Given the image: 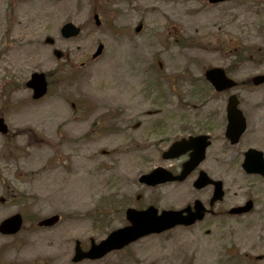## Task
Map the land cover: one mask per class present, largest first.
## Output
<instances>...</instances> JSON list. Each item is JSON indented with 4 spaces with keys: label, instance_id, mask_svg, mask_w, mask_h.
<instances>
[{
    "label": "rangeland",
    "instance_id": "rangeland-1",
    "mask_svg": "<svg viewBox=\"0 0 264 264\" xmlns=\"http://www.w3.org/2000/svg\"><path fill=\"white\" fill-rule=\"evenodd\" d=\"M65 21L81 32L63 38ZM98 44L102 52L92 57ZM208 66L227 67L243 82L264 72V0H0V115L10 129L0 135V220L16 212L24 219L17 234H0V264H264L263 181L239 166L245 147L264 151V85L233 90L248 126L230 149L222 136L227 94L202 78ZM33 71L49 81L38 100L24 85ZM167 124L174 131L220 124L204 163L212 166L218 147L219 167L210 171L225 196L217 207L248 196L254 208L206 214L73 263L74 240L86 247L90 237L103 238L124 223L126 206L179 208L208 193L191 178L138 182L169 163L158 154L168 145L160 136ZM53 214L56 224L37 226Z\"/></svg>",
    "mask_w": 264,
    "mask_h": 264
},
{
    "label": "water",
    "instance_id": "water-1",
    "mask_svg": "<svg viewBox=\"0 0 264 264\" xmlns=\"http://www.w3.org/2000/svg\"><path fill=\"white\" fill-rule=\"evenodd\" d=\"M209 1L217 2L222 0H209ZM78 31L79 29L74 27L70 23L65 24L61 29V33L65 37L76 35ZM47 41L52 42V40L49 39H47ZM100 50H101V46L98 47L96 54H98ZM206 77L213 83L214 86H216L217 89L229 87L234 84L230 79H227L224 76L223 70L219 68H213L207 70ZM255 79H258L257 81H262L264 80V75L257 76ZM26 85L33 89V98H39L46 92V81L42 73H33L31 75V78L26 83ZM236 104L237 101L235 97L233 96L230 97L229 104L227 107L228 119H229L228 124H232V129L234 128V130H236V133H239L244 128V119L241 116L240 111L236 109ZM0 131L1 132L6 131V126L2 118H0ZM204 146L205 144L200 147L197 153L198 158L202 157ZM262 163L259 164L260 168H256L254 170H248L249 160L246 158L244 161V167L248 171H259L264 175V160H262ZM188 171L189 169L186 170L185 173H187ZM153 172L142 176L140 180L148 184H155L157 182L175 179V177L171 176L167 172L161 173L158 176L152 174ZM183 176L184 174H181L178 178L181 179ZM248 209H250V203H248L243 210L247 211ZM156 212H157L156 209L153 208L152 206H149L147 209L140 211H135L132 209L128 210L127 218L131 222L130 225L112 231L107 236V238L101 240L98 244L92 242V245L86 251L81 250L77 242V245L75 247V254L72 260L79 261L83 258H91V259L98 258L104 255L109 250L120 248L142 235L148 234L150 232L162 231L164 229L172 227L177 223H185V224L191 223L195 219V217L198 218L201 217L200 215H197L188 219L182 218L181 216L182 211H163L159 215ZM56 219L57 216H52L50 218L40 221L38 224L39 225L51 224L54 221H56ZM21 222H22L21 216L19 214H14L0 222V232L14 233L20 228Z\"/></svg>",
    "mask_w": 264,
    "mask_h": 264
},
{
    "label": "flooded vegetation",
    "instance_id": "flooded-vegetation-1",
    "mask_svg": "<svg viewBox=\"0 0 264 264\" xmlns=\"http://www.w3.org/2000/svg\"><path fill=\"white\" fill-rule=\"evenodd\" d=\"M211 137V136H210ZM211 140H212V138H211ZM218 163V161H215V163H214V165L211 167L213 170H215L216 169V164Z\"/></svg>",
    "mask_w": 264,
    "mask_h": 264
}]
</instances>
